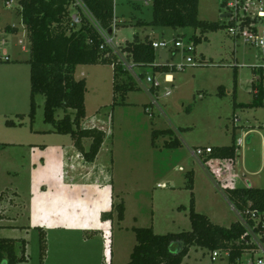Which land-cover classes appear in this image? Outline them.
Wrapping results in <instances>:
<instances>
[{
    "label": "rangeland",
    "instance_id": "374dc122",
    "mask_svg": "<svg viewBox=\"0 0 264 264\" xmlns=\"http://www.w3.org/2000/svg\"><path fill=\"white\" fill-rule=\"evenodd\" d=\"M14 1L13 7L8 8L5 0H0V36L6 40L4 47L11 58L0 60V196L4 195L0 213L17 205L13 191L21 194L20 202L27 198L30 144L71 140L69 134L50 131L54 126L45 120L43 94L35 96L36 112L31 115L30 41L17 11L18 0ZM223 1L200 0L199 18L226 23ZM152 4V0H116L115 4V15L122 25L115 29L113 46L123 61L132 65L124 63L136 89L126 94L115 92L116 79L110 64L76 68V78H86L88 88L82 126L102 128L107 133L110 146L106 158L114 156L115 182H121L127 211L123 220L116 216L113 228L105 236L95 234L89 239L91 253L76 255L75 250L74 255L67 254L65 264H127L137 243L135 227H153L158 234L192 230V192L196 210L211 217L214 223L228 227L241 220L227 194L204 166L208 163L203 156L194 155L198 147L229 145L234 135L236 139L243 138V157L249 174L244 177L237 173L239 182L249 186L250 181L251 186L264 188V106H245L253 102L254 84L260 83L257 76L258 68L264 66V47L236 40L225 27L204 32L194 27L141 25L140 20L151 21ZM149 35L169 43L180 38L184 47L192 36L203 37L195 52L157 48L153 65H134L120 48L135 36L145 39ZM187 57H192L193 62L188 63ZM173 64L185 67L155 70L156 65ZM168 72L173 74L172 82H165ZM148 76L156 77L161 86L151 90ZM168 89L172 93L165 96ZM63 116L64 110L58 108L55 117ZM248 128L256 130L251 143L242 134ZM176 140L179 146L170 147L169 143ZM189 174L193 176V190L187 187ZM26 219V215L20 216L16 224L26 225ZM212 255L213 251L207 248L192 246L181 264H228L224 254L215 260ZM254 256L257 258L258 253ZM243 258L251 257L246 254ZM26 264H42L37 231L29 237Z\"/></svg>",
    "mask_w": 264,
    "mask_h": 264
},
{
    "label": "trees",
    "instance_id": "16d2710c",
    "mask_svg": "<svg viewBox=\"0 0 264 264\" xmlns=\"http://www.w3.org/2000/svg\"><path fill=\"white\" fill-rule=\"evenodd\" d=\"M153 17L151 21H142L141 25L164 27H194L202 31H216L227 28L226 23L201 20L199 18L200 0H152ZM72 0H19L17 11L22 17L30 41L31 66V115L36 112L35 96H45V120L54 126V131L69 134L74 145L88 162L95 161L105 141L106 132L98 127H83L86 118V78H76L79 65L110 64L114 69L115 92L126 94L137 88V84L128 76L129 70L118 52L103 44L105 39L98 27L85 15L80 25H72ZM92 12L96 23L108 32L113 31L116 0H84ZM122 22L117 21V27ZM124 24V23H123ZM8 29H15L7 26ZM203 36L194 35L191 40L195 44ZM153 39L149 36L141 39L135 36L127 41L120 50L131 62L141 65H153L156 59ZM121 47V45H120ZM168 65H156L155 70L167 71ZM256 69V68H255ZM254 84L255 98L247 107L264 106V67L258 68ZM127 75L128 79H122ZM121 77V80H120ZM151 90H155L151 88ZM62 108L64 116L55 117L56 110ZM166 132V131H163ZM168 132V131H167ZM157 135V131L154 132ZM91 138L88 149L84 139ZM180 142L169 143L170 147L179 146ZM237 145L234 135L232 143L222 146H211V151L203 155L204 162L214 180L227 194L233 206L253 225L247 211L264 213V188L254 186H237L232 173H228L222 165L234 162ZM188 188L193 190V176L189 174ZM3 194L0 196L2 198ZM116 212L119 220L124 219L125 203H114L112 209L102 214L104 220H113ZM190 219L192 230L178 233L158 234L153 227H135L137 243L127 264H181L192 246L207 248L211 251H228V264H242L243 255L252 250L254 244H246L240 240L246 231L245 225L238 220L230 226L214 223L208 215L196 210L194 192L190 202ZM3 217L0 215V220ZM1 229V225H0ZM264 231L263 226L257 228ZM264 238V237H263ZM26 240L7 238L0 235V264H22L27 261ZM47 253V236L40 229V259L43 263Z\"/></svg>",
    "mask_w": 264,
    "mask_h": 264
},
{
    "label": "crops",
    "instance_id": "0c3cea01",
    "mask_svg": "<svg viewBox=\"0 0 264 264\" xmlns=\"http://www.w3.org/2000/svg\"><path fill=\"white\" fill-rule=\"evenodd\" d=\"M149 37L151 38L150 35ZM54 130L50 131L57 133ZM242 131L243 137L251 143L256 130L248 128L247 131ZM33 133L34 136L38 135L37 132ZM248 133H253L250 141L251 134ZM91 141V138L84 139L86 149L90 147ZM109 146L106 135L95 161L88 162L74 145L72 137L70 142L65 139L61 142L30 144L31 167L27 198H22L20 202L21 194L13 191L17 205L0 213L3 217L0 220V235L26 240L27 261L22 264L29 260V237L34 231L38 232L39 248L40 229L47 236V253L42 264H65L63 260L67 254L72 256L75 250L76 255L83 254V251L91 253L87 245L89 239L95 234L105 236L109 228H113L116 212L113 220H104L102 214L110 211L114 203L125 202V192L121 188V182L120 185L115 182L114 156L111 154V158H106L105 152ZM237 167L244 177L249 174L244 161ZM248 185H251L250 181ZM238 186H245V183L238 182ZM3 198L4 195L0 202ZM125 208L127 211L126 206ZM237 212L239 213L238 210ZM24 215L27 217V224H16L19 217ZM125 217L126 212L124 219ZM4 231L8 233L5 234Z\"/></svg>",
    "mask_w": 264,
    "mask_h": 264
},
{
    "label": "built area",
    "instance_id": "2783aa9c",
    "mask_svg": "<svg viewBox=\"0 0 264 264\" xmlns=\"http://www.w3.org/2000/svg\"><path fill=\"white\" fill-rule=\"evenodd\" d=\"M14 0H5V5L8 8H12L14 5ZM225 5V18H227V30L228 33L235 38L236 40L242 39L243 42L247 45L254 47H264V0H224L222 2ZM18 7H20V3L18 0ZM85 15L89 18L93 23L96 24L98 30L103 35L105 39V45L114 49L117 52V48L113 46V37L115 33V29L117 27L118 19H115L113 23V31L110 33L105 29H102L96 23V20L89 10L84 0H72L71 2V21L72 25H80L82 22V17ZM6 40L0 36V60L1 61H10V54L7 49L4 47ZM20 43L22 41L20 40ZM152 45L155 49L157 48H169V49H184L185 51H196V44L193 40L189 42L187 47L183 46L182 39H175L173 43H169L165 39L161 40H153ZM120 47V46H119ZM187 62L192 63V57H187ZM125 63V62H124ZM133 63V62H132ZM129 65L127 62L125 63ZM134 65H137L133 63ZM132 67V65H129ZM185 67V64H173L170 66V69H178L182 70ZM264 67V66H263ZM174 79L173 74L170 72L165 74V82H172ZM147 81L151 85L150 89H158L161 86L160 81L156 77L148 76ZM171 90L168 89L165 91V96L171 95ZM246 138V137H244ZM243 138L236 139L237 145V155L234 162H226L223 163V167L226 168L228 173H232L235 178V182L238 183L240 176L238 170V164L241 161H244L243 157ZM242 150V151H241ZM211 151V146L207 147H198L193 153L195 156H203L206 153ZM238 186V185H237ZM247 214H250V220L253 221V225L250 222H247V219L239 212L241 222L245 225L246 231L242 234L240 240L246 244H254L255 247L246 252V254H250L251 258H242V264H264V231H258L257 228L259 226H263L264 229V213L259 211H247ZM258 253V257L255 258V254ZM225 255L229 257L228 251L223 250H215L213 251L212 258L213 260L217 259L221 255Z\"/></svg>",
    "mask_w": 264,
    "mask_h": 264
},
{
    "label": "water",
    "instance_id": "95a60500",
    "mask_svg": "<svg viewBox=\"0 0 264 264\" xmlns=\"http://www.w3.org/2000/svg\"><path fill=\"white\" fill-rule=\"evenodd\" d=\"M223 16H225V15H223ZM112 31H110V33H111ZM251 137H252V135H250V137H249V141L251 140Z\"/></svg>",
    "mask_w": 264,
    "mask_h": 264
}]
</instances>
